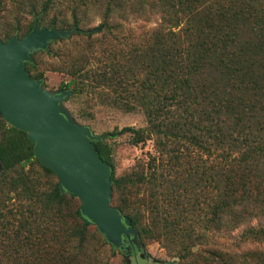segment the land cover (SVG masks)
Wrapping results in <instances>:
<instances>
[{
    "label": "trees",
    "instance_id": "16d2710c",
    "mask_svg": "<svg viewBox=\"0 0 264 264\" xmlns=\"http://www.w3.org/2000/svg\"><path fill=\"white\" fill-rule=\"evenodd\" d=\"M95 1L104 4L103 22L75 25L74 34L86 41L121 29L115 13L154 9L162 15L161 24L136 44L114 36V50L96 54L93 46L86 54L63 56L61 68L70 80L61 87L84 97L82 115L97 96L121 110H140L145 119L144 127L116 129L92 141L111 168V207L130 221L140 245L161 243L174 253L175 264H264L262 250L238 256L212 240L221 230L245 227L241 241L264 243V0ZM78 2L79 13L90 9L85 0ZM37 53L51 50L34 52L25 69L42 79L32 74ZM104 86L120 91L109 97L99 90ZM3 123L1 175L16 172L3 181L5 194L14 193L21 207L9 211L12 219L0 214V264H110L115 251L124 254L84 222L80 201L61 193L58 181L39 189L35 174L23 171L27 163L56 175L34 157L25 132ZM125 133L133 145L152 140L154 155L150 164L139 162L116 177L106 140Z\"/></svg>",
    "mask_w": 264,
    "mask_h": 264
},
{
    "label": "rangeland",
    "instance_id": "374dc122",
    "mask_svg": "<svg viewBox=\"0 0 264 264\" xmlns=\"http://www.w3.org/2000/svg\"><path fill=\"white\" fill-rule=\"evenodd\" d=\"M85 2L90 9H85V13L81 14L78 11V0H0V40H4L8 34H11L14 28H19L17 31L18 36L16 37L20 38L28 26L33 24L35 17L39 18V26L42 27H49V25L54 24V27H51L58 29L65 27L66 30H70L76 26L78 28L98 26L104 19L103 2H96L95 0H85ZM74 14L79 19L76 23ZM113 16L114 21H118L121 24V29L113 31L112 36L108 37L98 34L93 37L95 40L86 41L74 34L76 33L74 32L67 41H60V43L57 40L58 42L54 41L56 43H50L48 48L51 53L49 54H57L58 57L45 53H37L34 56L35 68L32 74H40L42 76L40 80H42L43 87L46 90L50 92L62 90L61 84L69 82L70 77L66 76L62 71L63 61H65L64 55L75 57L81 53L86 54L93 46L96 54H102L104 50L105 52L114 50L113 45H117L113 40L114 36H118L120 42L136 44L140 39V35L157 28L161 24L162 19L160 12L154 9L140 14H127L123 17L116 13ZM129 81H131V78ZM99 90L109 97L115 96L120 91V89L112 90L107 88V86L99 88ZM97 95L100 96L101 94ZM83 98L80 96L75 97L73 94L63 103V108L69 113L73 121L89 127L94 136L102 137L124 127L140 128L145 126V119L140 110H121L107 99L100 101L97 96H94L86 108L89 110V114L82 115L80 108L84 107L81 103ZM1 120L3 119L0 116V126L3 127L5 123H3L4 120ZM106 142L112 150L111 156L115 166L116 177L129 172L139 162L144 164V166L150 164V159L154 155L152 140H148L143 144L133 145L130 142L129 133L115 137L108 136ZM23 171H31L29 172L30 174H35L34 178L38 179L41 191L49 190L58 181L55 176H46L37 165L27 163ZM1 173L2 170L0 171V214L12 219L9 211L13 214L14 211L20 209L21 203L14 198V193H10L9 197L6 196L7 184L3 183V181H8L14 177L16 172H8L5 175H1ZM142 213L143 218L148 223L147 211L144 210ZM252 223L253 225L257 224L256 221ZM244 229L245 227H239L233 231L221 230L215 233L212 240L227 247L226 250L232 249V253L238 256L243 252L251 251V248H257L264 252V243L251 244V242H244L239 239ZM100 242L102 243L101 240ZM105 247L107 249V246ZM173 254L161 243L148 241L141 245L139 251L132 252L128 260L115 251V254L110 258V264H175L176 258H174ZM200 263H202V259Z\"/></svg>",
    "mask_w": 264,
    "mask_h": 264
},
{
    "label": "water",
    "instance_id": "95a60500",
    "mask_svg": "<svg viewBox=\"0 0 264 264\" xmlns=\"http://www.w3.org/2000/svg\"><path fill=\"white\" fill-rule=\"evenodd\" d=\"M77 31L42 27L35 18L25 36L0 40V116L27 134L34 157L56 175L60 192L80 201L84 222L94 224L113 247L128 250L124 244L137 245L139 239L130 221L111 207V168L92 143L99 137L63 108L73 90L50 92L25 69L34 52L47 50L51 42Z\"/></svg>",
    "mask_w": 264,
    "mask_h": 264
},
{
    "label": "flooded vegetation",
    "instance_id": "af4514ba",
    "mask_svg": "<svg viewBox=\"0 0 264 264\" xmlns=\"http://www.w3.org/2000/svg\"><path fill=\"white\" fill-rule=\"evenodd\" d=\"M35 18H38V17H35ZM35 18H34V20H35ZM125 246H128L129 247V249L128 250H125V249H123V250H120L119 252H125L124 254L122 253V255L128 260V257L132 254V252H134V251H139L140 250V247H141V245H140V243H138L137 245L136 244H134V243H130V242H126L125 244H124Z\"/></svg>",
    "mask_w": 264,
    "mask_h": 264
}]
</instances>
